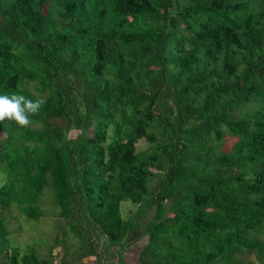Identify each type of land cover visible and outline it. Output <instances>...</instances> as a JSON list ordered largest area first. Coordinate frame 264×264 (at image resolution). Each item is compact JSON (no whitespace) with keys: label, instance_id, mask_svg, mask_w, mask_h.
Here are the masks:
<instances>
[{"label":"trees","instance_id":"trees-1","mask_svg":"<svg viewBox=\"0 0 264 264\" xmlns=\"http://www.w3.org/2000/svg\"><path fill=\"white\" fill-rule=\"evenodd\" d=\"M12 93L46 103L28 128L0 123L1 231L13 206L39 218L51 184L97 264H125L147 209L141 264H264V0H0ZM0 248L3 264H52L6 233Z\"/></svg>","mask_w":264,"mask_h":264},{"label":"rangeland","instance_id":"rangeland-1","mask_svg":"<svg viewBox=\"0 0 264 264\" xmlns=\"http://www.w3.org/2000/svg\"><path fill=\"white\" fill-rule=\"evenodd\" d=\"M249 106L247 109L252 108L251 105ZM78 133L77 129L72 128L68 132V136L70 138H75ZM233 142L234 138L227 137L223 143H221V148L223 150H228ZM150 146L151 144L146 139L142 138L136 144V149L138 152H141L148 149ZM6 180V175L0 172V186L3 185ZM38 207L40 210V216L37 219H27L17 211L15 206H13L10 211L5 212L3 217L5 218L6 227L4 230L10 247L18 248L23 254L37 246L42 247L43 251H47L52 243L51 245L53 248H58L56 256L60 258L65 257L68 260L71 259L74 264H84V261H87L88 259L87 257L80 256L79 239L70 231L69 227L65 225L64 219L59 214V208L54 204L51 184L45 186L43 192L40 194ZM138 209L139 206L137 204L131 203L130 201H124L121 206V213L125 219L135 218ZM151 214L152 211H149L148 214L147 209L145 211V216L143 212V216L138 217L141 226L138 231L133 233L130 245L124 250V255L125 253H131V255H133L132 262L127 264H141L138 257L139 251L147 242V236L143 232L150 220ZM4 230L1 231L0 229V235L5 234ZM55 238L58 240L57 243H55ZM239 257L243 260V264H260L254 253L244 254Z\"/></svg>","mask_w":264,"mask_h":264},{"label":"clouds","instance_id":"clouds-1","mask_svg":"<svg viewBox=\"0 0 264 264\" xmlns=\"http://www.w3.org/2000/svg\"><path fill=\"white\" fill-rule=\"evenodd\" d=\"M45 103L44 98L33 100L17 93L0 95V123L8 121L28 128L33 123L31 117L39 114Z\"/></svg>","mask_w":264,"mask_h":264},{"label":"crops","instance_id":"crops-1","mask_svg":"<svg viewBox=\"0 0 264 264\" xmlns=\"http://www.w3.org/2000/svg\"><path fill=\"white\" fill-rule=\"evenodd\" d=\"M6 212H8V211H6ZM52 244V243H51ZM50 244V247L48 248V250L47 251H43V248L42 247H40V246H37V247H35L34 249L38 252V253H40V255L42 256V258H46V259H50V262H52V264H59L60 263V260H61V258L60 257H58V256H56V253H57V250H58V248L57 247H54L53 248V246ZM1 249V248H0ZM3 252L5 253L6 251L3 249ZM3 252H1L0 251V264H3V263H7V257H6V259H5V256H4V253ZM51 252V254H52V257H47L46 255L48 254V253H50ZM123 256H124V260H125V262H126V264L127 263H129V262H132V258H133V255H131V253H129V254H126L125 253V255H124V252H123ZM138 256V255H137ZM6 260V261H5ZM87 260V259H86ZM134 261H135V259H134ZM85 263L84 264H97V262L95 261V259H93V258H91V259H88L87 261H84Z\"/></svg>","mask_w":264,"mask_h":264}]
</instances>
